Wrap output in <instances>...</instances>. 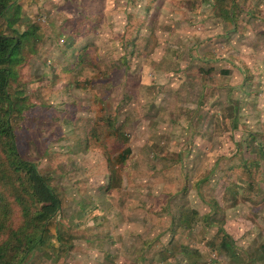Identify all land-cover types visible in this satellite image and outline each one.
<instances>
[{
  "label": "rangeland",
  "instance_id": "1",
  "mask_svg": "<svg viewBox=\"0 0 264 264\" xmlns=\"http://www.w3.org/2000/svg\"><path fill=\"white\" fill-rule=\"evenodd\" d=\"M6 18L33 33L7 89L18 150L62 202L43 229L0 187L8 235L42 229L23 264H264V0H19Z\"/></svg>",
  "mask_w": 264,
  "mask_h": 264
},
{
  "label": "trees",
  "instance_id": "2",
  "mask_svg": "<svg viewBox=\"0 0 264 264\" xmlns=\"http://www.w3.org/2000/svg\"><path fill=\"white\" fill-rule=\"evenodd\" d=\"M18 2L19 0H0V20L7 19V13L18 5ZM13 23L14 21H11L9 25ZM32 34L28 32L15 37L0 32V187L13 193L14 201L21 208L25 218L34 217L35 214L36 221L44 229L45 223L52 221L58 215L62 202L51 186L49 178L39 172L35 163L23 159L19 153L14 129L9 119L18 110L14 109L18 103L11 99L7 90L13 75V66L19 61L21 40L29 38ZM94 74H96L95 67L81 65L75 70L76 76L80 75L86 79L92 78ZM129 153L130 149H127L125 154ZM35 205L38 208L35 209ZM9 213L6 204L3 216L0 215V264H23L28 255L41 244L42 229L38 235L20 227L8 235L7 214ZM12 252L18 256L16 260Z\"/></svg>",
  "mask_w": 264,
  "mask_h": 264
},
{
  "label": "crops",
  "instance_id": "3",
  "mask_svg": "<svg viewBox=\"0 0 264 264\" xmlns=\"http://www.w3.org/2000/svg\"><path fill=\"white\" fill-rule=\"evenodd\" d=\"M231 254V253H230ZM231 259H233V257H231L230 255H229V259L228 260H231ZM227 262L228 261H223V263H219V264H227Z\"/></svg>",
  "mask_w": 264,
  "mask_h": 264
}]
</instances>
